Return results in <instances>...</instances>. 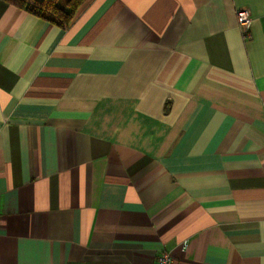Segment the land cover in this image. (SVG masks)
Returning a JSON list of instances; mask_svg holds the SVG:
<instances>
[{
  "label": "crops",
  "instance_id": "0c3cea01",
  "mask_svg": "<svg viewBox=\"0 0 264 264\" xmlns=\"http://www.w3.org/2000/svg\"><path fill=\"white\" fill-rule=\"evenodd\" d=\"M161 251L264 264V0H0V264Z\"/></svg>",
  "mask_w": 264,
  "mask_h": 264
},
{
  "label": "trees",
  "instance_id": "16d2710c",
  "mask_svg": "<svg viewBox=\"0 0 264 264\" xmlns=\"http://www.w3.org/2000/svg\"><path fill=\"white\" fill-rule=\"evenodd\" d=\"M50 24L64 28L84 0H3Z\"/></svg>",
  "mask_w": 264,
  "mask_h": 264
},
{
  "label": "built area",
  "instance_id": "2783aa9c",
  "mask_svg": "<svg viewBox=\"0 0 264 264\" xmlns=\"http://www.w3.org/2000/svg\"><path fill=\"white\" fill-rule=\"evenodd\" d=\"M236 20L237 24L243 29L245 33H247L249 24L251 21L250 14L247 9H237L236 10ZM186 244L183 243V247ZM154 264H173L172 258L166 251H161L156 257Z\"/></svg>",
  "mask_w": 264,
  "mask_h": 264
},
{
  "label": "rangeland",
  "instance_id": "374dc122",
  "mask_svg": "<svg viewBox=\"0 0 264 264\" xmlns=\"http://www.w3.org/2000/svg\"><path fill=\"white\" fill-rule=\"evenodd\" d=\"M61 2H62V0H61Z\"/></svg>",
  "mask_w": 264,
  "mask_h": 264
}]
</instances>
